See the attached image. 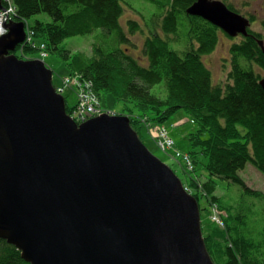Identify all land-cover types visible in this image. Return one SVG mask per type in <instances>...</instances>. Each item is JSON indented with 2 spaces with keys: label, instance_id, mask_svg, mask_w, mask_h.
<instances>
[{
  "label": "water",
  "instance_id": "1",
  "mask_svg": "<svg viewBox=\"0 0 264 264\" xmlns=\"http://www.w3.org/2000/svg\"><path fill=\"white\" fill-rule=\"evenodd\" d=\"M186 12L231 38L250 35L249 19L220 0H194ZM4 27L0 239L28 264H215L196 199L128 117L102 114L78 128L45 64L8 53L26 39L24 23Z\"/></svg>",
  "mask_w": 264,
  "mask_h": 264
},
{
  "label": "trees",
  "instance_id": "2",
  "mask_svg": "<svg viewBox=\"0 0 264 264\" xmlns=\"http://www.w3.org/2000/svg\"><path fill=\"white\" fill-rule=\"evenodd\" d=\"M193 1L1 0V4L13 7L16 21L46 16L31 25L34 37L45 44L47 53H57L67 61L71 74L90 81L96 95L109 93L119 103L132 104L138 114L151 113L163 120L179 112L187 114L195 126L191 145L204 156L208 173L205 182L191 186L192 190L187 187L201 216L197 194L219 206L216 180L237 184L247 204L256 205L264 198L248 188L240 176L247 164L264 176V91L259 85L264 77V55L257 43L264 41V33L249 29V36L231 38L206 20L188 14ZM226 5L239 14L233 5ZM126 8L141 15V23L128 19L122 22ZM248 19L254 22L252 15ZM136 33L144 35L146 65L122 48V44L131 42L128 35ZM85 35H91L95 42L90 56L63 46L66 39ZM220 35L233 42L229 70L221 83L214 84L202 57L216 49ZM22 52L25 58L35 53L28 46H23ZM161 84L164 89L153 92ZM241 213L240 203L221 223L222 231L215 229L217 240L202 233L215 264H256V244L248 234L247 215L244 226ZM236 220L241 227L234 230ZM0 264L28 263L14 246L0 239Z\"/></svg>",
  "mask_w": 264,
  "mask_h": 264
},
{
  "label": "rangeland",
  "instance_id": "3",
  "mask_svg": "<svg viewBox=\"0 0 264 264\" xmlns=\"http://www.w3.org/2000/svg\"><path fill=\"white\" fill-rule=\"evenodd\" d=\"M221 1L225 4L233 5L234 8L239 11V14L246 18H248L249 15H252L254 17V22L250 23L249 29L255 32L264 33V26L262 25V23H264V0ZM148 15L149 13L146 12V16ZM45 18L46 16L44 15H38L29 19L28 22H25L26 27L29 29V31L25 29L27 38L31 36L30 27H32L31 25L34 21L37 19L45 20ZM141 18V15L126 8L122 17V22L128 19L141 23ZM12 21L16 22V20L13 19ZM0 22L2 24L1 27L3 28L2 30L0 29V33L7 34L9 29L4 26L5 24L8 25V23H11L10 18H0ZM238 37L241 36L234 38ZM128 38L131 42H128V44H122V48H127L128 53H130L133 58H135L140 64L146 65L147 60L142 54V50H144V35L141 33L130 34L128 35ZM33 41L36 43L30 44L26 43V40H24L23 43L17 44L14 50L9 51L8 53L16 55L19 59H26L22 52V48L23 46L30 47L35 52L31 54V58L42 60L52 72L53 84L62 88L67 107L74 116L77 115L78 118L84 115L94 117L99 116L97 114H86L87 112L82 110L83 105L84 107L92 106L94 109L97 108L94 113L105 111L103 113L109 115L126 116L130 121L131 127L134 126V130L147 149L175 172L186 189L189 188L192 190L191 186L199 185L207 180L208 173L205 171L204 156L191 145L192 138L190 135L195 132V126L188 119L187 114L179 112L172 115L167 120H163L157 115H152L151 113L141 115L133 109L132 104L126 106L125 104L119 103L114 100V97L111 94L106 92H102L101 96L97 95L101 102L99 103L100 105L94 103L88 95L90 86L88 85V91H86L87 85L82 84L79 79L73 78L75 75L70 73L67 61L61 58L57 53L41 51L39 44L41 40L39 38L33 37ZM232 42V39L220 35V40L216 49L212 53L202 57L203 63L212 74L214 84L221 83L229 70V48ZM92 43H94L93 45L95 46V42H93L91 35L75 36L66 39L63 42V46L72 49L75 53H83L86 56H90L91 51L93 50ZM42 53H45V55H42ZM256 71L259 72L258 67H256ZM157 88L158 89H155L153 92L163 90V84L158 85ZM92 103H94L96 108L91 105ZM134 116H136V118ZM240 176L244 179L248 188L252 189V191H259L264 195V176L253 166L247 164L245 169L240 172ZM216 182L217 188L215 196L219 199V206L209 204L205 197H202L201 194H197L203 210L201 212L202 233L205 237L213 239L214 241L217 240L215 229L219 228V230L222 231L223 227H220L221 223H225V220H228L229 214L234 212L241 203L243 213L240 215L245 220L244 226H246L247 215L249 222L247 225L249 229L248 234H250V239L256 244L255 254H253L256 257V264H264V198L256 201V205L251 204V202H249L250 204H247L248 201L244 200L243 196L240 197L242 190L237 184L222 180H216ZM221 206L224 207L220 208ZM237 223L238 220H236V225L233 227L234 230L241 227V223L239 225ZM244 232L245 234L247 233L246 231Z\"/></svg>",
  "mask_w": 264,
  "mask_h": 264
},
{
  "label": "built area",
  "instance_id": "4",
  "mask_svg": "<svg viewBox=\"0 0 264 264\" xmlns=\"http://www.w3.org/2000/svg\"><path fill=\"white\" fill-rule=\"evenodd\" d=\"M1 17H2V14H0V18ZM32 35L34 37V33H31V36H29V38L26 37V39H25L26 40V43H30V44H33L34 43ZM40 50L46 52V46H45V44H42V43L40 44ZM42 55H45V53H42ZM73 78L79 79V77L76 76V75ZM79 81L82 82V84H86L87 85L86 91H88V85L90 86V91L88 92V95L92 99L91 101L94 102V103H97V104L101 103L100 100L98 99L97 95L92 92L91 83L90 82H87V81L84 82L82 79H79ZM56 91L58 93H60V94L63 93V90H62V88L60 86L57 87ZM86 95H87V93H86ZM94 103H92L91 105L94 106ZM85 105H90V104H85ZM82 110L84 112H87L86 114H90V115H92V114L102 115L103 112H105V111H99V112L94 113L97 110V108L94 109L92 106L84 107V105L82 107ZM71 116H72V118L74 117V115L72 113H71ZM91 117H94V116H89L88 118H91Z\"/></svg>",
  "mask_w": 264,
  "mask_h": 264
},
{
  "label": "bare ground",
  "instance_id": "5",
  "mask_svg": "<svg viewBox=\"0 0 264 264\" xmlns=\"http://www.w3.org/2000/svg\"><path fill=\"white\" fill-rule=\"evenodd\" d=\"M2 9H0V14H2V17L1 18H4V17H8V18H10V21L11 22H15V21H12V19H13V10H12V8L13 7H10V6H3L2 5ZM10 10V11H9ZM11 16H12V19H11ZM14 20V19H13ZM16 22H23V21H16ZM28 22V21H27ZM24 23V26H25V29H27V31H29V29H28V27H26V25H25V22H23ZM1 22H0V27H1ZM1 30L3 29L2 27L0 28ZM219 29V28H218ZM30 31H31V33H34V31L30 28ZM220 31H222L221 29H220ZM222 32H224V31H222ZM27 33H29V32H27ZM5 34H1L0 33V37H2V36H4ZM87 82H90V81H87ZM51 85H52V87L56 90L57 89V87L58 86H55L54 84H53V77H52V79H51ZM67 106V104H65V107ZM88 116V115H87ZM87 116H81V117H77V115H75L73 118H72V120L76 123V126L79 128L82 124H84L86 121H88L90 118H88Z\"/></svg>",
  "mask_w": 264,
  "mask_h": 264
}]
</instances>
